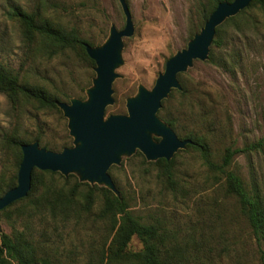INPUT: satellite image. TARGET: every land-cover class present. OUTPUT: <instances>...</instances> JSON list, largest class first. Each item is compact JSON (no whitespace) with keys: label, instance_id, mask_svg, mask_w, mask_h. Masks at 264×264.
Masks as SVG:
<instances>
[{"label":"rangeland","instance_id":"374dc122","mask_svg":"<svg viewBox=\"0 0 264 264\" xmlns=\"http://www.w3.org/2000/svg\"><path fill=\"white\" fill-rule=\"evenodd\" d=\"M125 1L133 34L122 39L113 69V102L107 105L104 118L127 114L128 100L140 89L151 90L166 61L204 26L190 37L207 0ZM15 5L65 29L74 28L99 47L112 28L125 26L120 1L0 0V63L22 81L55 94L61 102L86 100L87 89L96 77L95 64L75 51L55 52L39 39L25 41L19 23L9 15ZM254 17L260 21L257 30L249 27L240 32L225 25L223 46L211 43L207 58L193 60L178 73L180 88H172L161 101V107L177 119L176 128L169 126L176 136L185 139L189 131L204 136L217 164L226 148L241 149L264 138V14ZM158 112V118L166 123ZM68 120L60 108H39L23 100L13 103L0 93V175L9 177L16 171L17 153L5 143L4 135L32 140L41 148L59 152L61 145L76 146ZM150 134L155 141L160 139L156 133ZM171 159L174 188L167 187L159 167L138 149L131 154L120 153L119 163L112 164L107 172L116 194L124 196L143 221L161 226L186 264H264V241L258 244L251 234L234 198L224 189L223 174L209 169L199 152L187 145L176 150ZM229 169L242 177L264 206V140L259 149L236 153ZM58 173L44 179L52 178L51 185L64 192L76 180L81 182L80 170ZM70 175L66 181L64 177ZM80 189L82 200L85 187ZM99 206L98 197L92 212L80 217L63 219L46 212L30 220L23 218L24 222H15V211L10 210L6 217H0V234L10 233L13 227L23 229L28 222L41 253L62 264H100L99 251L108 231L104 223L94 219ZM141 248L142 243L133 237L128 249Z\"/></svg>","mask_w":264,"mask_h":264},{"label":"trees","instance_id":"16d2710c","mask_svg":"<svg viewBox=\"0 0 264 264\" xmlns=\"http://www.w3.org/2000/svg\"><path fill=\"white\" fill-rule=\"evenodd\" d=\"M223 1L231 2L232 0H207V5L201 10L200 23L191 30L190 37L204 25L218 3ZM257 13L264 14V0H252L248 7L239 14L228 18L224 24L217 27L212 44L217 47L223 46L222 29L225 31V25L234 26L240 32L249 27L257 30L260 22L257 17H254ZM9 15L17 20L22 37L28 43L39 39L53 48L55 52L75 51L94 66L95 63L88 56L85 47V44L90 46L93 44L81 37L76 29H65L17 5L11 8ZM0 93L5 94L13 103L23 100L34 103L39 108L59 111L57 102L61 101L58 96L41 86L22 81L17 74L1 63ZM81 98L83 99L82 96ZM158 114L169 126L176 128L177 119L169 115L165 107H161ZM183 138L192 141L187 144V147L198 151L209 169L219 170L223 174L224 189L234 198L240 213L248 223L251 234L258 244L264 241V206L260 198L248 190L242 177L229 169L236 153L261 148L264 138L241 149L226 148L220 164L211 159L210 148L204 136L189 131ZM35 139L39 140L38 137ZM4 141L16 150L17 157L15 173L9 177L0 175V197L16 185L17 171L22 159L21 145L31 143L32 140H24L15 135H4ZM65 146L67 144L61 145L58 149H63ZM153 164L159 167L167 187L174 188L176 185L174 161L159 158L153 161ZM55 174L59 173L33 168L27 195L0 210V217H6L10 210L15 211V222H24L23 218L30 220L33 216L46 212L52 216L61 215L63 219H68L70 216L80 217L82 214L92 212L96 199L99 197L100 206L94 219L104 223L108 231V237L99 251L100 264H186L185 258L176 251L170 236L162 230L161 226L147 223L135 215L124 196L119 197L104 186L90 185L77 180L70 189L64 192L63 188L51 185L54 184L52 178L44 179L46 175L53 177ZM70 177L71 175L64 179L67 181ZM81 187H85L82 200L79 199ZM22 228L13 227L10 233L0 234V264H62L50 255L39 251L38 245L34 243L30 232L31 225L28 222ZM133 237L142 243L139 251L128 249Z\"/></svg>","mask_w":264,"mask_h":264},{"label":"water","instance_id":"95a60500","mask_svg":"<svg viewBox=\"0 0 264 264\" xmlns=\"http://www.w3.org/2000/svg\"><path fill=\"white\" fill-rule=\"evenodd\" d=\"M119 1L126 20L124 28H112L106 41L99 47L85 44L88 56L95 63L96 73L93 86L87 89L88 98L76 99L71 103L57 102L69 118L70 134L76 146L56 152L39 147L37 142L22 144L16 185L0 197V210L27 195L33 168L64 175L80 170L81 182H97L116 194L117 190L107 170L112 164L119 163L120 153L131 154L138 149L147 160H170L176 150L192 142L190 139H179L169 125L158 118L161 101L172 88H180L178 73L185 71L193 60L207 58L216 27L245 9L252 0L218 3L187 46L166 61L164 71L152 89H140L136 97L129 99L127 114L104 118L107 105L113 102V69L119 59L122 39L133 34L127 3L125 0ZM152 132L160 136L158 141L152 138Z\"/></svg>","mask_w":264,"mask_h":264}]
</instances>
